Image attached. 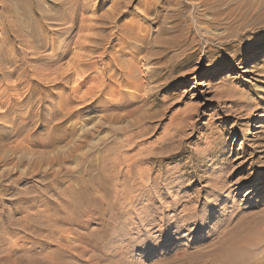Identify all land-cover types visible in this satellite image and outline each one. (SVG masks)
<instances>
[{"label":"rangeland","instance_id":"rangeland-1","mask_svg":"<svg viewBox=\"0 0 264 264\" xmlns=\"http://www.w3.org/2000/svg\"><path fill=\"white\" fill-rule=\"evenodd\" d=\"M19 94L25 133L0 121L4 184L29 187L58 156L77 176L75 150L105 139L93 152L125 200L88 264H211L264 212V0H0V99ZM136 112L148 122L130 126ZM53 131L67 137L46 148Z\"/></svg>","mask_w":264,"mask_h":264},{"label":"bare ground","instance_id":"bare-ground-1","mask_svg":"<svg viewBox=\"0 0 264 264\" xmlns=\"http://www.w3.org/2000/svg\"><path fill=\"white\" fill-rule=\"evenodd\" d=\"M124 33L126 35H123V38L128 39L130 37H128V32ZM255 60L256 58L253 61ZM7 102L0 99V121L3 119L9 121L15 131L13 134L20 138L22 129L18 126L22 125L23 116H25L26 97L24 94H19L8 99ZM153 103L151 106L155 105ZM16 107L18 112H15L16 115H12L10 110L12 111V108ZM130 116L132 114H128V117ZM148 119V115L137 113L135 120L129 125L138 127L148 122ZM55 121L60 122V118H56ZM9 122L8 124H10ZM120 130L117 128L115 131L119 132ZM26 131L28 134V129ZM53 132L51 137L43 138L46 148L53 147L55 143L67 137L66 133ZM104 141L105 139H100L98 144H91L90 152L86 151L77 155L78 151L75 150L73 157L75 158V167L79 169L77 176H74L70 168L65 165L70 156L69 158L58 156L53 160H48L47 163L51 166L58 164L61 166V170L59 168L60 171L55 170L53 173L50 172L51 174L41 176L40 180L31 182L32 185L29 187L18 189L19 181L12 180L4 184L3 180H0V264H78V262L88 264V261L82 259L88 253H93L96 249L100 250L104 247L101 239L99 241L91 235L99 231L104 234L105 238H114L115 235L108 232L114 223L107 220L106 216L111 217L112 215L113 217L115 208L125 199H119L120 194L118 195V193L120 192L118 190L107 188L110 181L109 172L114 171L115 167L106 168L107 161L104 153L95 156L93 152ZM127 142L130 145L132 140L127 139ZM44 163V160L36 161L31 174L38 175L40 167ZM70 177L71 181L68 179ZM45 178L51 180L45 183ZM53 195H57L58 198L53 200ZM7 201L11 202L10 206L6 205ZM93 216L97 220L98 228L84 234V230L89 231V225L94 221ZM116 227L119 226L116 225ZM228 231L229 233L224 240L222 239V244L211 264H247L248 262L245 261V256L249 253H247V248L253 247L255 252L264 251L263 241L256 237L259 234H264V212L257 218L241 217L239 223ZM42 242L45 245L42 246ZM133 242L134 239L131 243ZM134 244L136 245V243ZM254 264H264V259L261 263Z\"/></svg>","mask_w":264,"mask_h":264}]
</instances>
